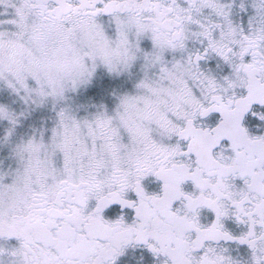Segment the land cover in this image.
I'll return each instance as SVG.
<instances>
[{
    "label": "snow or ice",
    "instance_id": "6c2138e0",
    "mask_svg": "<svg viewBox=\"0 0 264 264\" xmlns=\"http://www.w3.org/2000/svg\"><path fill=\"white\" fill-rule=\"evenodd\" d=\"M0 264H264V0H0Z\"/></svg>",
    "mask_w": 264,
    "mask_h": 264
}]
</instances>
